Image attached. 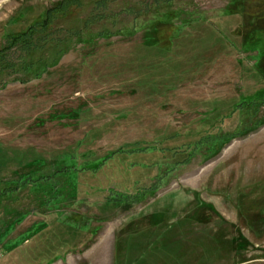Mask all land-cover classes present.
<instances>
[{"label":"rangeland","instance_id":"obj_1","mask_svg":"<svg viewBox=\"0 0 264 264\" xmlns=\"http://www.w3.org/2000/svg\"><path fill=\"white\" fill-rule=\"evenodd\" d=\"M60 2L0 70V264H264V0H0V47Z\"/></svg>","mask_w":264,"mask_h":264},{"label":"trees","instance_id":"obj_2","mask_svg":"<svg viewBox=\"0 0 264 264\" xmlns=\"http://www.w3.org/2000/svg\"><path fill=\"white\" fill-rule=\"evenodd\" d=\"M75 0H63L64 3ZM62 2V3H63ZM60 5L45 9L41 21H37L31 25H28L24 30L16 36H6L4 37V46L0 47V70H6L7 74L13 73L8 72L7 68H13V65H19L22 67L24 65V56L29 55L33 49L38 48L39 45H44L45 38L48 33L50 14L61 7ZM48 30V31H47ZM16 60L20 62L17 64L13 63ZM13 66V67H12ZM24 69V66L22 67ZM9 70V69H8ZM1 74V71H0Z\"/></svg>","mask_w":264,"mask_h":264},{"label":"crops","instance_id":"obj_3","mask_svg":"<svg viewBox=\"0 0 264 264\" xmlns=\"http://www.w3.org/2000/svg\"><path fill=\"white\" fill-rule=\"evenodd\" d=\"M68 255H70V254H68ZM66 257H67V256H66ZM66 257H65V258H66ZM65 258H64V260H65ZM58 263L62 264L61 262H58Z\"/></svg>","mask_w":264,"mask_h":264}]
</instances>
